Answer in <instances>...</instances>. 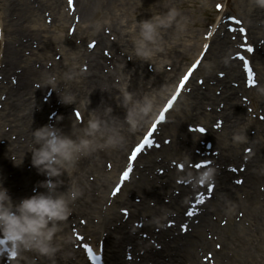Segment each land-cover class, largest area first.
Listing matches in <instances>:
<instances>
[{
  "label": "bare ground",
  "instance_id": "bare-ground-1",
  "mask_svg": "<svg viewBox=\"0 0 264 264\" xmlns=\"http://www.w3.org/2000/svg\"><path fill=\"white\" fill-rule=\"evenodd\" d=\"M141 1L143 0H79L78 3L76 0V4H79L83 19L86 21V33H89V35L96 34L100 44L114 47L116 43L109 41L107 35L102 33L101 30H98L99 25H102L103 21L99 23L96 22L95 19L104 15L108 12L107 9H110L111 7L112 9L113 7H116V9H124L129 3H141ZM148 1L149 12H146L148 17H150L153 12H165L168 7H175L179 10L180 6L184 7L189 4H195L190 0H156L155 6L152 7L150 6V0ZM10 2L9 16L11 19H14L11 23L13 33L20 39L25 37L27 40L26 42L21 40L23 43H20L18 47L7 44L5 48L4 60L6 61V68L4 69L5 72H3L4 75H14L15 69L18 65L23 67V70L20 74V78H18L16 86L10 87L9 97L12 98L11 105L6 102L10 117L8 119L0 117V125L5 120V123H9L12 127L11 133H18L24 136V140L17 141L19 142V148H15L14 150L18 157H25L22 161L24 159L29 161V159H31V151H29L30 144L39 145L32 136L33 129L44 125L48 120L46 117V109H43L42 111L40 109L36 112L34 106L35 104L36 106L41 104L40 94L44 88H35L32 84L33 79L39 78L41 81H45L46 75L45 73H41L37 77V71L33 69L32 61L30 59L32 58L31 56H35L36 59L46 62L48 57L42 59L36 56V50L33 48L32 43L37 35L41 36L42 34L39 31L40 28L34 27L32 22L35 21L34 16L37 15L38 9L43 6L52 9L53 15L56 18L61 16L66 17V14L62 9L63 0H54L51 4L49 3V0H11ZM236 2L239 4L238 8H243L245 10L243 16L246 19L250 31L254 34L264 36V19L263 26L258 24V21L264 16L261 14L260 6L252 5L249 0H233V2L227 0V5L232 6ZM143 3H145V1H143ZM143 3H141V5H143ZM113 11V14L119 13L118 11H115V9H113ZM177 19L181 21V28L177 29L174 23L173 27L163 30L164 39L170 41L174 37H177L176 43L170 48L166 46L165 51L158 53L157 56L153 58L152 61L157 62L156 70L153 72L146 67V65L152 61H145L140 57H137L134 53V44L131 46L124 44L129 51L135 55L131 62L125 61L124 56L121 55V51L124 52V55H128L124 46H117L112 50L114 58L109 56L105 57L103 54H99L96 51L88 54L89 48H87L86 51L83 52L84 59L87 57L90 59L89 72L86 73H84V70H81L79 66V64L83 65L84 60L83 55L80 52L75 58H73V61L70 62L69 70L72 68L71 72L73 75L71 79L68 80V87L63 88L61 92L54 96L55 105L60 103L62 100L61 96L72 95L73 102H78L83 110L85 115V127L90 118L99 119L102 123L101 129L97 132L87 134L84 131L82 136L90 135V138L99 143L106 139L107 136L117 134L118 130V133L123 137V140L120 146L96 148L94 151L82 155L77 161L75 169L71 172V176L68 174L62 175L61 179L63 183L60 185L59 190L62 191L66 189L69 184H74L78 189L79 194L76 199L71 202L70 214L60 224V230L57 233L56 240L59 245L58 251L53 257L39 256L38 264H88L87 261L80 256L79 251L71 248L72 241L67 234L69 233L68 230L81 224L80 213H85L89 220L85 229L90 231L97 238L99 236L100 238L106 239L107 252L109 253V259L113 264H126L121 255V251L127 243L131 242L128 239H134L135 235L125 225L115 226L112 229L113 222L119 217L117 210L109 208V213L104 211L102 209V203L106 199V191L105 189H102L99 195L96 192L108 182L111 184L115 179L116 171L112 170L108 172L110 170L108 169L110 158L114 160L116 164H121L124 158L125 148L129 144H132V142L141 134L142 128H144L149 122L154 110L158 108L162 99L167 96L168 91H171L172 77L170 76V73L172 71L162 70L159 62L171 56L173 58L175 55L173 53L178 54L180 59L187 60L194 51L193 45L194 47L199 46L200 35L198 31L191 30L192 32L190 33L188 24H182L184 15L180 10ZM116 20H119V17L116 16ZM112 29L119 34V42H122V34L118 31L116 22L112 24ZM28 30L34 33H30ZM136 31L138 32V28ZM133 34L135 35L136 33ZM125 41H128L127 37L125 38ZM226 46H230V41L228 39H215L212 41L206 54L209 51L213 53L212 59L214 65H209V63L205 61V66L201 69L202 73H207L208 77H210L214 72V68L220 67L223 70H227V76L233 77L235 80L241 77L239 62L228 57V52L225 49ZM26 48L32 49L30 56L24 54ZM40 48L45 49V45L41 43ZM208 56L209 55H205L206 58ZM76 59H79V61L72 64ZM27 62H30V65L27 66ZM33 62H35V60ZM106 62H111L114 63V65H117V69L121 73L122 78L125 77L126 80H129V84L124 83V85H126L127 89L133 94V96L132 100L128 102L127 107L137 108V119L139 124L141 122V117L148 114L147 121L143 126L138 124L135 130H130V126L124 121L125 116L122 112L126 111V107L123 104V95L120 93L118 84L114 82V74L104 73L103 67ZM183 69L184 67H181L180 72ZM258 74L259 77L264 80V59L259 65ZM60 82H62V80L54 83L55 86L45 84L44 87L48 88L49 86H52L54 89H59ZM223 82H227V80L224 79ZM230 84L231 82L226 85L224 91V93L230 92V95L226 96V105L220 115L226 120L224 130L227 134L233 132L234 137L231 141L226 137L225 133H223L216 140V145L222 149V157H225L223 151L232 154L237 152L236 148L241 147L245 137L248 136L246 133L242 137L243 128H246L252 123L246 115L245 110L242 109L243 107L237 108L235 106L239 96L237 95V90ZM242 87L239 90H241ZM214 88V86H208L207 91H204L201 87L196 85L193 92L189 94L192 98V102L188 103L186 115L191 117L190 113L192 110L196 109L197 111L195 113L200 120L204 121V123H209L215 115H218L214 109L211 112H206L204 110V101H208L207 103L214 105L220 99L217 95L212 94ZM258 91L262 92L263 89L251 88L248 90V93L253 95L254 93H258ZM146 102L151 104V110L147 113H140L138 111L139 107ZM67 105H69V103L62 101L59 109L60 114L57 115L56 126L60 123L58 125H60L59 128L61 133L73 135L74 138L80 137L81 135L78 136V123L75 118H71L67 113ZM109 106L112 111H105ZM36 116L39 117L38 120H36ZM172 127H175V130L167 129V133L172 136H175L176 132L182 130L181 122ZM100 132H104V136H100ZM187 134L188 138L192 137L193 140L197 137L196 133ZM5 136L8 137V134L5 133ZM257 138L264 139V134L258 133L256 138L252 136V145L254 146V152L256 154H253V159L249 162L248 169L245 171L246 175H244L236 184L229 183V185L225 186L223 185V182L227 180L230 173H224L223 176L219 177L218 189L221 190L220 197H217L215 201L211 202V208H208L203 214L201 222L195 226L194 230L188 234L182 242H178L173 247H168L164 254L161 253L159 255V264H179L183 259H191L194 263L198 264L200 260L198 255L199 247H205V249L207 246L212 247L210 242L207 241L206 228H209L210 231L212 230L214 233L220 235V240L224 245L222 250L228 246H230V249L234 250L235 257L232 264H242L246 260L252 262L255 261L257 264H264V235L259 234L257 239L260 243L256 244L257 240L254 238L251 228L246 226L242 221H235L236 212L241 209L245 212L246 218L252 221V224H255V222L258 223L257 227L260 231L264 228V214L262 216L260 215V212H264V197H260V193L256 187L259 181H264V141L260 142ZM13 143L14 141L10 140V142L7 143V146H4V153L0 156V160L4 164L3 180L8 183L7 186L9 189L16 191L17 196L21 195V191L25 193L31 186V183L41 181L43 179L41 178L43 174L41 175V173H38L35 167L29 170L24 166H21L22 163L19 165L9 164V160H7V152L12 151ZM187 148L186 145L176 144L174 151H170L168 147H165L162 152L169 156L173 154L188 157L189 153H187ZM181 149H183V152H181ZM144 158L150 162L154 160L155 155L150 154L144 156ZM235 158L239 160L241 159V155L236 154ZM141 160L144 163L146 162L144 159ZM164 162L168 165L169 159H164ZM155 165L156 163L154 162L150 170L147 171L139 170L141 174L140 179L132 180L128 185L129 188H127V191H136L135 193L142 194H140L142 196V201L140 203L128 200V206L133 207L134 214L144 209L147 212H151L152 215L153 212L160 211L161 207L168 210L169 205L173 203V205L177 204V211L181 216H187V212L183 213L181 211L183 209L182 205L188 206L189 203L183 199L182 195H187L189 187H182L180 196L170 197L171 200L168 203L169 205L165 204L163 198L166 195V192L163 191L160 179L154 171ZM89 173L94 174L96 176L95 180L98 178L97 181L94 180L95 182H91L88 175ZM173 176L174 172L169 170L167 174L168 179ZM16 177L19 179L27 178L21 186V191L15 189V186L18 184ZM170 189L171 186L167 188L168 193H170ZM39 191H44L43 187H41ZM240 192L246 193L244 199L240 197ZM122 194L123 192L116 198V203L123 201ZM151 199L155 200V207H150L149 201ZM212 212H215L220 216L228 215V225L221 228L217 221L212 220ZM95 213L98 214L101 220L98 225L91 220L92 214ZM82 227L85 226L83 225L80 228ZM150 229L151 227H148L147 231ZM102 231H108V235L106 237L103 236L104 234L100 235ZM116 234H118L117 237H115ZM252 249H256L254 257L248 255V253H251ZM260 249L262 250L259 255L258 251ZM221 252L222 251H218V253H216L217 264H224L221 259L223 257ZM241 254H243V257H241ZM25 264L36 263L27 262Z\"/></svg>",
  "mask_w": 264,
  "mask_h": 264
},
{
  "label": "clouds",
  "instance_id": "clouds-1",
  "mask_svg": "<svg viewBox=\"0 0 264 264\" xmlns=\"http://www.w3.org/2000/svg\"><path fill=\"white\" fill-rule=\"evenodd\" d=\"M264 7V0H256ZM179 10L175 7H168L165 12H153L148 18L136 20L131 26H126L123 31L136 33L132 36L134 53L142 60L151 62L158 53L165 51V47H172L177 37L170 41L164 39V31L173 27L181 28V21L177 19ZM109 23V21H105ZM122 25H127V19L121 18ZM138 28V32L136 31ZM121 77H117V81ZM47 83L52 78H46ZM120 93L123 95V104L126 107L124 121L135 130L139 124L137 119V108L127 107L132 100L133 94L126 85L120 86ZM65 103H72L73 98L68 95L61 96ZM151 110V104L146 102L140 106V113H147ZM111 112V107L105 109ZM157 112L155 113V115ZM102 123L99 119L90 118L87 121L85 133L92 134L100 130ZM104 136V132L99 133ZM32 136L39 143V147L31 149V164L38 173L44 175L45 179L39 181L46 191L34 189L33 194L21 197L18 202L13 200L8 188L0 180V239L15 252L14 256L22 258L28 252H34L39 256L53 257L58 251L59 245L56 242L60 224L71 212V202L79 194L74 184H69L64 190H59L63 183V174L71 176L77 161L82 155H86L96 148L117 147L121 145L123 137L118 133L109 135L103 141L97 143L90 135L74 138L73 135L64 134L57 128L47 123L33 129ZM239 138V137H236ZM11 159L16 165L14 156ZM211 169L198 174L199 180H210ZM33 262L35 257L32 258Z\"/></svg>",
  "mask_w": 264,
  "mask_h": 264
},
{
  "label": "rangeland",
  "instance_id": "rangeland-1",
  "mask_svg": "<svg viewBox=\"0 0 264 264\" xmlns=\"http://www.w3.org/2000/svg\"><path fill=\"white\" fill-rule=\"evenodd\" d=\"M198 3L199 4H204L205 3V0H199ZM205 5H207V3ZM7 8H8V0H5V2L3 0H1V2H0V22H2L1 21V18L3 16L5 18L6 15L8 14ZM199 9L200 8H198V7L196 8V6L195 7H190V8H188V6H187L186 9H185V6L184 7H181V8L179 7V10L181 11V13L184 14V16L187 15V19H188L189 22H191V20L197 22V20L200 21L201 19H203V13ZM108 16H112V15H108L106 13V14H104V16H102V19L108 20L107 19ZM135 16L137 18L136 20L141 19L142 18L141 11H138V8L136 6H133V7L128 6L127 7V10L125 12V17H127V20H129V21H131L132 19L134 20L135 19ZM98 21H99V19H98ZM38 22L41 23V24L42 23H47V21H43L42 15H40L38 17ZM66 25L67 26H65L64 30H60V34H68V25L69 24H66ZM82 25L84 26L85 24H83V23H80L79 24V26H82ZM196 27H197V25H196ZM50 35H56V34L50 33ZM69 36L73 38L72 43L69 45V48H70L69 52L71 53V52L74 51V53H75V51L80 48V45H83L82 44V38L80 40H78L77 42H75V39H76V36H77V32L74 35H70L69 34ZM16 39H17L16 36H10L9 37V41L16 40ZM64 41L65 40H63L62 43L66 44ZM58 71H60L61 75H67L66 69L64 67H62V66H59L58 67ZM61 75L59 74L60 77H61ZM116 83H119V86L123 85L122 84L123 83V79L121 80V82H118L116 80ZM70 117L72 118L71 115H70ZM82 216H84V215H82Z\"/></svg>",
  "mask_w": 264,
  "mask_h": 264
},
{
  "label": "snow or ice",
  "instance_id": "snow-or-ice-1",
  "mask_svg": "<svg viewBox=\"0 0 264 264\" xmlns=\"http://www.w3.org/2000/svg\"><path fill=\"white\" fill-rule=\"evenodd\" d=\"M217 7H220V5H217ZM251 50H252V49H251V46H249V51H251ZM245 67H247V64H245ZM187 80H188V76L186 75V76H184V77L180 80V82H179L180 85L183 86L184 83H185ZM175 100H176V95H173L172 98L168 100L167 104L165 105V108L170 107V106L173 104V102H174ZM77 116H79V113H78V112H77ZM163 117H164V114H163V112H161L160 119H163ZM217 126L219 127V125H217ZM201 130H203V129H201ZM147 142H148L147 139H145L144 143L146 144ZM141 147H142L141 144H137V145H136L135 150L132 152V156H133V157H135V156L137 155V153L140 152ZM199 166H200V165H197V167H199ZM123 175H124V177H127V176L129 175V172L126 170V171L123 172ZM201 183H203V181H201ZM118 187H119V186H117V190H118ZM209 187H211V186H209ZM209 194H210V193H209ZM201 200H203V197H201Z\"/></svg>",
  "mask_w": 264,
  "mask_h": 264
}]
</instances>
